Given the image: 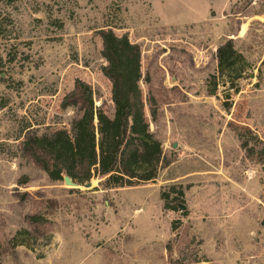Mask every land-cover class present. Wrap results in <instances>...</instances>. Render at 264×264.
<instances>
[{
  "label": "rangeland",
  "instance_id": "obj_1",
  "mask_svg": "<svg viewBox=\"0 0 264 264\" xmlns=\"http://www.w3.org/2000/svg\"><path fill=\"white\" fill-rule=\"evenodd\" d=\"M108 29L140 47L145 119L172 163L111 189V162L97 164L72 188L22 141L70 131L77 80L113 113ZM227 40L247 67L238 93L211 95ZM172 185L174 210L160 198ZM0 264H264V0H0Z\"/></svg>",
  "mask_w": 264,
  "mask_h": 264
},
{
  "label": "trees",
  "instance_id": "obj_2",
  "mask_svg": "<svg viewBox=\"0 0 264 264\" xmlns=\"http://www.w3.org/2000/svg\"><path fill=\"white\" fill-rule=\"evenodd\" d=\"M99 36L101 58L106 63L101 72L111 85L113 113L108 115L102 107H95L91 87L77 80L61 103L62 109L71 107L75 111L70 131L60 129L41 135L27 131L22 149L53 181H62L63 173L75 185L82 186L90 181L97 164L111 162V174L102 183L108 189L154 182L159 172L167 169L172 161L166 158L161 142L150 131L145 119L139 88L143 80L140 47L125 35L116 36L111 29L100 31ZM215 60L218 77L226 80L218 82L213 76L210 94H216L219 84L229 85V90L238 93L239 87L234 82L242 78L247 65L232 40L216 49ZM224 104L228 110L229 105ZM154 107L153 103L149 110L152 119L157 114ZM93 143H96L98 154ZM183 195L181 189L172 185L160 198L165 202V209L174 210L169 204L181 202Z\"/></svg>",
  "mask_w": 264,
  "mask_h": 264
},
{
  "label": "water",
  "instance_id": "obj_3",
  "mask_svg": "<svg viewBox=\"0 0 264 264\" xmlns=\"http://www.w3.org/2000/svg\"><path fill=\"white\" fill-rule=\"evenodd\" d=\"M64 184L65 186L72 187V188L77 187V185H75L69 177H64ZM89 187H90V184H87L86 188H89ZM179 207L181 210L185 209V207L182 205H180Z\"/></svg>",
  "mask_w": 264,
  "mask_h": 264
}]
</instances>
